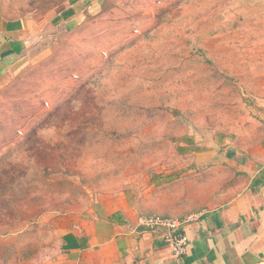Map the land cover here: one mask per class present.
<instances>
[{
    "label": "rangeland",
    "instance_id": "obj_1",
    "mask_svg": "<svg viewBox=\"0 0 264 264\" xmlns=\"http://www.w3.org/2000/svg\"><path fill=\"white\" fill-rule=\"evenodd\" d=\"M90 18L0 83V264H37L57 216L156 194L182 144L259 121L264 0H108Z\"/></svg>",
    "mask_w": 264,
    "mask_h": 264
},
{
    "label": "crops",
    "instance_id": "obj_2",
    "mask_svg": "<svg viewBox=\"0 0 264 264\" xmlns=\"http://www.w3.org/2000/svg\"><path fill=\"white\" fill-rule=\"evenodd\" d=\"M107 5L108 0H0V83L26 66L46 36L91 25L93 13ZM261 109L252 127L222 135L208 149L182 144L180 174L155 176L156 194L143 201L121 195L54 218L57 246L37 264H264V101ZM145 214L195 215L182 229L189 239L182 257L173 254L163 229L140 227Z\"/></svg>",
    "mask_w": 264,
    "mask_h": 264
},
{
    "label": "built area",
    "instance_id": "obj_3",
    "mask_svg": "<svg viewBox=\"0 0 264 264\" xmlns=\"http://www.w3.org/2000/svg\"><path fill=\"white\" fill-rule=\"evenodd\" d=\"M194 217L195 215L193 214L184 218L160 214H145L139 216V225L143 229H163L165 238L169 242L173 254L177 258H180L187 252L189 246V239L182 230L183 226Z\"/></svg>",
    "mask_w": 264,
    "mask_h": 264
}]
</instances>
